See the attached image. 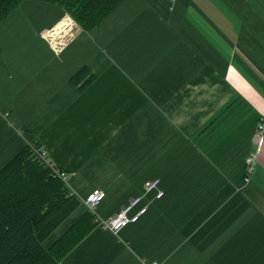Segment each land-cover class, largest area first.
I'll return each mask as SVG.
<instances>
[{
	"label": "crops",
	"instance_id": "obj_1",
	"mask_svg": "<svg viewBox=\"0 0 264 264\" xmlns=\"http://www.w3.org/2000/svg\"><path fill=\"white\" fill-rule=\"evenodd\" d=\"M262 72L264 0H124L92 32L24 1L0 23V170L46 152L70 224L94 190L106 220L159 181L137 223L95 226L59 264H264Z\"/></svg>",
	"mask_w": 264,
	"mask_h": 264
},
{
	"label": "trees",
	"instance_id": "obj_2",
	"mask_svg": "<svg viewBox=\"0 0 264 264\" xmlns=\"http://www.w3.org/2000/svg\"><path fill=\"white\" fill-rule=\"evenodd\" d=\"M24 1L0 0V23ZM37 1L60 6L80 29L92 32L124 0ZM55 171L60 170L29 147L0 170V264H59L95 227L93 215L86 212L47 246L80 207Z\"/></svg>",
	"mask_w": 264,
	"mask_h": 264
},
{
	"label": "built area",
	"instance_id": "obj_3",
	"mask_svg": "<svg viewBox=\"0 0 264 264\" xmlns=\"http://www.w3.org/2000/svg\"><path fill=\"white\" fill-rule=\"evenodd\" d=\"M262 79H264V72H262ZM255 134L258 137H264V117H261L255 127ZM42 161H46V152L40 150L37 152ZM256 167V152L250 151L244 162V183L251 181ZM55 177L60 179L65 184L67 183V173L64 171H55ZM164 193L160 188L159 181L145 182L143 192L137 197L132 198L125 206H123L115 215L103 220L96 214V208L100 202L105 198V192L102 190H94L88 194L81 202L85 210L91 213L94 217V224L96 227L118 235L119 232L130 224L137 223L149 209L150 204L163 197ZM140 264H151L148 262H140Z\"/></svg>",
	"mask_w": 264,
	"mask_h": 264
},
{
	"label": "rangeland",
	"instance_id": "obj_4",
	"mask_svg": "<svg viewBox=\"0 0 264 264\" xmlns=\"http://www.w3.org/2000/svg\"><path fill=\"white\" fill-rule=\"evenodd\" d=\"M70 222H71L70 219H68L67 221H65L63 223L62 227L59 229V231H56L55 234L53 236H51V238L48 240V242L52 241L54 239V237L58 236V234H60V232L62 230H64V228H66L67 226L69 227L71 225Z\"/></svg>",
	"mask_w": 264,
	"mask_h": 264
}]
</instances>
